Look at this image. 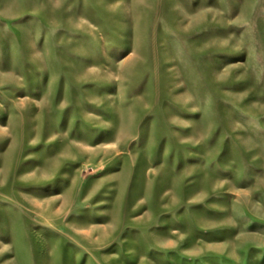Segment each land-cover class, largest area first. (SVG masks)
I'll use <instances>...</instances> for the list:
<instances>
[{
    "label": "rangeland",
    "instance_id": "374dc122",
    "mask_svg": "<svg viewBox=\"0 0 264 264\" xmlns=\"http://www.w3.org/2000/svg\"><path fill=\"white\" fill-rule=\"evenodd\" d=\"M0 264H264V0H0Z\"/></svg>",
    "mask_w": 264,
    "mask_h": 264
},
{
    "label": "bare ground",
    "instance_id": "6f19581e",
    "mask_svg": "<svg viewBox=\"0 0 264 264\" xmlns=\"http://www.w3.org/2000/svg\"><path fill=\"white\" fill-rule=\"evenodd\" d=\"M39 205V204H38ZM40 206V205H39ZM22 208H24V206H21ZM38 211H39V209H37ZM41 214H42V212L41 211H39Z\"/></svg>",
    "mask_w": 264,
    "mask_h": 264
}]
</instances>
